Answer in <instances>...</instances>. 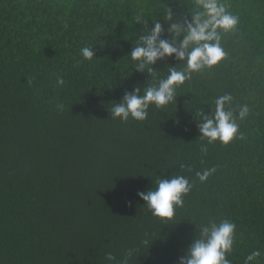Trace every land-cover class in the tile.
<instances>
[{"label": "trees", "instance_id": "16d2710c", "mask_svg": "<svg viewBox=\"0 0 264 264\" xmlns=\"http://www.w3.org/2000/svg\"><path fill=\"white\" fill-rule=\"evenodd\" d=\"M220 2L239 17L221 33L225 58L193 73L175 102L151 105L146 120L121 121L112 104L153 83L129 56L139 36L155 21L167 35L169 8L183 22L197 0H0V264H110L107 253L120 259L133 247L131 264H177L194 223L209 219L236 224L232 264L254 250L264 264V0ZM169 66L186 61H158L156 76ZM224 94L243 138L208 144L199 113L213 114ZM242 105L250 111L240 120ZM213 167L200 183L196 172ZM172 174L194 187L177 224L164 225L137 192Z\"/></svg>", "mask_w": 264, "mask_h": 264}, {"label": "clouds", "instance_id": "9594fccd", "mask_svg": "<svg viewBox=\"0 0 264 264\" xmlns=\"http://www.w3.org/2000/svg\"><path fill=\"white\" fill-rule=\"evenodd\" d=\"M197 8L200 10L191 13L190 20L185 16L183 22H177L175 20L177 14L169 8L164 17L165 23L170 22L167 35L162 23L155 21L147 28L145 34L139 36L129 56L136 62L135 70L146 72L153 83L144 89L143 94L140 86H134L132 90L125 89L122 100L112 104L111 115L114 119L128 121L131 117L137 121L146 120L151 105L163 108L175 102L177 89L185 81L191 80L193 73L210 68L225 58L221 33L235 30L239 17L227 11L220 0H197ZM137 24H140L139 18ZM81 55L86 60H92L95 56L94 47H83ZM173 57L178 61H186V67L177 70L175 66H169L166 78H158L157 70L153 66L158 61L165 62ZM58 83L62 85L64 81L60 79ZM232 101L231 94H224L215 100L213 114L200 111V120L197 124L199 136L206 139L208 144L217 140L228 144L233 138H243V133L239 132L237 115L231 108H226ZM57 107L63 110L64 106ZM249 111L247 105L240 106L238 118L243 120ZM200 150L206 154L207 145L202 144ZM185 167L189 172L192 171L190 166L180 165L181 169ZM215 171L216 168L213 167L198 171L195 175L200 183H204ZM155 184L154 189L138 191L137 196L144 202L152 216L159 218L161 223L177 224L176 210L184 206V197L192 191L194 182L184 175L172 174L167 177L158 176ZM194 224L195 237L184 254L178 257L177 264H232L227 257L233 251L236 224L229 219H221L219 222L209 219L207 223ZM145 237L141 243L149 246L153 240L147 233ZM138 251V247L129 248L120 259L109 252L106 254V260L110 264H131ZM261 255L259 250L252 251L245 258L244 264H259L258 258Z\"/></svg>", "mask_w": 264, "mask_h": 264}]
</instances>
